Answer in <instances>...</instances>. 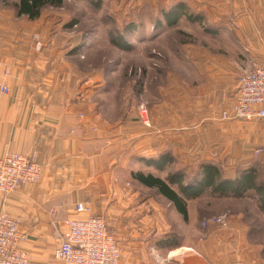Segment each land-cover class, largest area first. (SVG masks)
Returning a JSON list of instances; mask_svg holds the SVG:
<instances>
[{"label":"rangeland","instance_id":"obj_1","mask_svg":"<svg viewBox=\"0 0 264 264\" xmlns=\"http://www.w3.org/2000/svg\"><path fill=\"white\" fill-rule=\"evenodd\" d=\"M17 1L0 0V10L13 18ZM179 2L184 15L169 25L165 14L172 16ZM31 21L57 27L59 40L77 47L69 57L81 83L100 79L92 98L101 119L153 132L146 145L152 149L161 128L165 143L173 142L161 151L173 157L163 171L133 160V172L164 178L183 169L188 175L199 162L210 161L228 176L253 166L264 181V119H221L239 77L264 57V0H62L60 6L45 5ZM115 39L126 47L112 43ZM257 148L262 151L255 153ZM132 173L129 183L139 185ZM156 193L150 189L147 195ZM186 209V219L168 212L181 236L244 235L258 264H264V211L254 194L207 192L188 201ZM219 217L227 221L225 229L203 225Z\"/></svg>","mask_w":264,"mask_h":264},{"label":"crops","instance_id":"obj_2","mask_svg":"<svg viewBox=\"0 0 264 264\" xmlns=\"http://www.w3.org/2000/svg\"><path fill=\"white\" fill-rule=\"evenodd\" d=\"M15 16L0 10V84L9 89L0 92V155L34 152L41 166L37 183L0 197V212L26 236L18 248L32 262L62 264L52 256L61 221L98 215L121 248L119 264H258L244 235L181 236L168 214L175 207L129 183L133 160L145 164L173 142L165 143L161 128L152 149L153 132L101 119L92 98L100 79L78 80L69 57L76 46L59 40L55 26Z\"/></svg>","mask_w":264,"mask_h":264},{"label":"built area","instance_id":"obj_3","mask_svg":"<svg viewBox=\"0 0 264 264\" xmlns=\"http://www.w3.org/2000/svg\"><path fill=\"white\" fill-rule=\"evenodd\" d=\"M8 91L7 86L0 84V92ZM221 119H264V57L239 77L234 99L229 108L221 112ZM260 151L262 148H257L255 153ZM40 178L41 166L34 152L7 151L0 155V197L5 198L19 186L37 183ZM75 211H84L82 203L75 204ZM226 222L219 217L204 221L203 225L210 223L224 229ZM61 223L64 229L52 250L55 260L62 264H119L121 248L103 217L65 218ZM25 238L18 220L0 212V264H39L18 248V243Z\"/></svg>","mask_w":264,"mask_h":264},{"label":"trees","instance_id":"obj_4","mask_svg":"<svg viewBox=\"0 0 264 264\" xmlns=\"http://www.w3.org/2000/svg\"><path fill=\"white\" fill-rule=\"evenodd\" d=\"M62 0H18L14 3L17 16H26L36 19L45 5L60 6ZM183 2L174 5L175 11L172 16L167 13L165 19L167 24L173 25L184 15ZM193 21H199V17H189ZM112 43L122 47L126 44L124 40H112ZM77 48V47H76ZM147 165L163 171L165 167L173 162V157L168 152H160L156 158L145 160ZM132 178L142 185L151 187L169 201L181 214L183 219L187 218V202L210 193L219 197L239 198L254 194L258 207L264 211V181L259 180L258 170L247 167L234 175H226L220 165L210 161L199 162L196 170L186 175L183 169L169 172L164 178L151 173L133 172Z\"/></svg>","mask_w":264,"mask_h":264}]
</instances>
